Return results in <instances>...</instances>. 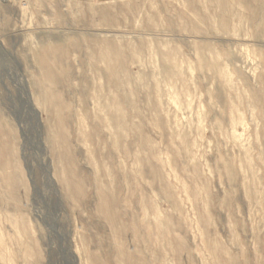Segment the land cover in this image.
<instances>
[{
  "label": "rangeland",
  "instance_id": "374dc122",
  "mask_svg": "<svg viewBox=\"0 0 264 264\" xmlns=\"http://www.w3.org/2000/svg\"><path fill=\"white\" fill-rule=\"evenodd\" d=\"M0 264H264V0H0Z\"/></svg>",
  "mask_w": 264,
  "mask_h": 264
}]
</instances>
